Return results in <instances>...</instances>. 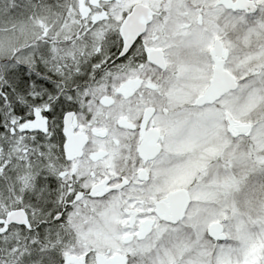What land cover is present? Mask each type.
Segmentation results:
<instances>
[{
	"label": "snow or ice",
	"instance_id": "obj_1",
	"mask_svg": "<svg viewBox=\"0 0 264 264\" xmlns=\"http://www.w3.org/2000/svg\"><path fill=\"white\" fill-rule=\"evenodd\" d=\"M0 264H264V0H0Z\"/></svg>",
	"mask_w": 264,
	"mask_h": 264
}]
</instances>
